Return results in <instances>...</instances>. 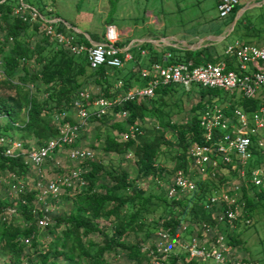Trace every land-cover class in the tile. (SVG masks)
<instances>
[{"label": "trees", "instance_id": "16d2710c", "mask_svg": "<svg viewBox=\"0 0 264 264\" xmlns=\"http://www.w3.org/2000/svg\"><path fill=\"white\" fill-rule=\"evenodd\" d=\"M17 3V0H0V69L3 73L0 77V114L3 115L0 119V134L7 133L12 136L9 131L16 129L22 137L30 135L35 137V143L38 145L55 135L57 128L53 123V113L63 107L68 108L77 90L88 87L90 82H95L99 87L98 91L106 97H111L119 91L126 90L130 82L127 78L122 83L121 89L117 90L110 81L122 76L118 68L104 65L89 67L84 54H72L62 45L50 40L42 30L38 31L42 24L40 19L35 22H25L11 14L12 8L18 5ZM241 6L242 4H238L232 8L227 22L231 21L234 13ZM39 13L42 14L40 11ZM243 18L242 14L237 19L233 31L238 28ZM57 28L65 32V26L60 22ZM74 41H82L89 45L88 39L82 35H78L77 40ZM116 45L122 46L118 42ZM144 45L149 44L143 42L139 44V48ZM165 49L170 53V61H185L192 66L210 61L213 57L207 47L190 50L166 46ZM227 64L230 66V63ZM29 85L32 86L31 89ZM190 86L196 88L197 99L189 106V118L181 123L173 122L168 114L162 112L163 122L157 120L156 126L147 128L136 124L138 120L156 115V110L165 103L164 95L183 88L176 83L159 85L154 88L151 97H138L109 109L117 112L124 110L126 116L121 118V121L111 123L114 133H105L101 149L104 153L129 152L131 156L133 154L136 175L132 176L129 171L117 166L106 169L99 160H86L80 164L81 169H85L83 174L85 184L80 189H67L65 194H62L73 198L72 206L64 214L57 215L51 223L46 224L48 235L53 236L47 241L38 239L39 228L35 226L34 216L31 213L34 191L27 190L17 193L14 197L3 198L0 195V253L9 255L4 264H21V261L25 264H113L106 259V255L110 253L139 260V256L147 254L148 247H142L139 240L127 243L124 239L130 233L143 228L146 236H153V232L159 227L158 219L161 218L163 222L160 227L168 228L171 234H176L177 229L182 224H186L182 235L189 236L194 225L207 222L224 235L226 243H236L233 235L227 230H234L241 222H236L234 228L213 222L211 211L203 209L200 204L203 198L213 193L206 192L205 183L209 180H195V189L177 199L167 198L165 194L163 196L157 192L145 196L136 182L137 178L148 175L161 178L165 169L158 167V155L173 151L172 171L176 168L185 169L187 146L193 141L201 142V131L198 126L200 113L205 106L213 105L214 99L224 92L216 88L202 87L196 83H191ZM258 103L256 98H241L223 110L225 113H231L235 106L252 110ZM108 111L101 117H106ZM65 121L72 123L74 119L65 116L57 124ZM129 124L137 126L140 133L125 140H118L117 135L126 131ZM161 126L171 129L172 141L164 138V132L159 130ZM73 144L77 146L75 141ZM254 153V158L258 162V156L255 151ZM252 165L249 164L247 168L245 174L247 180ZM12 171L19 174L25 172L26 168L19 157H6L0 154V178L4 173ZM216 177L218 179L215 191L219 184L227 179L220 171L217 172ZM102 178L107 180L103 181ZM253 188L254 185L247 183V186H240L239 190L244 202L242 214L246 217L250 215L249 209L253 205L247 191ZM151 198L164 201L168 206L167 210L165 213H155L156 209H154L143 218L141 205H145ZM255 198L257 201L264 199L263 187L258 188ZM6 207H13L14 214L8 215ZM176 208L178 210L173 211ZM97 220H102L106 224L99 227L96 224ZM181 220L188 222L181 223ZM91 232H97L102 236L101 244L95 243L90 238H84ZM24 237H31L29 244H24ZM183 260L184 255L181 254L179 257L171 256L169 262L181 264ZM183 264L198 263L189 259Z\"/></svg>", "mask_w": 264, "mask_h": 264}, {"label": "built area", "instance_id": "2783aa9c", "mask_svg": "<svg viewBox=\"0 0 264 264\" xmlns=\"http://www.w3.org/2000/svg\"><path fill=\"white\" fill-rule=\"evenodd\" d=\"M237 4L239 0H218L217 16L220 18L226 16ZM11 14L25 22H35L40 19L42 24L39 28L50 40L62 45L72 54H84L91 68L101 65L114 68L122 66L123 58L119 54L123 50L116 45L118 31L112 23L104 25L101 41L86 45L74 42L70 37L56 30L53 25L54 17L43 16L34 7L19 4L12 8ZM223 52L236 59L238 70L228 69L222 63L213 62L195 66L183 61L165 65L153 62L139 70L140 77L145 80L144 86L129 87L111 97L93 95L87 89L77 90L68 108L63 107L53 113V123L57 128L55 135L34 147H25L17 137L0 134V154L6 157H19L26 168L25 172L19 174L14 171L6 172V177L9 179L19 178L10 184L8 195L14 197L17 193L34 191L31 213L34 216L35 226L43 228L49 219L47 202L65 194L67 189H80L85 184L83 178L85 169L77 165L61 170L60 161L55 158V154L62 150L67 160L79 164L90 160L93 157L90 148L73 144L79 128L90 117L99 118L114 105L138 97H151L154 88L159 85L176 83L188 88L191 83H196L228 94L238 93L242 99L254 98L258 89L264 87V70L244 72V69L251 61L258 60L264 63V47L233 40L224 47ZM123 56L125 59L130 57L125 52ZM168 56L169 54H166L165 58ZM2 76L0 69V77ZM117 85H121L120 81ZM28 87L31 89L32 86ZM89 106L92 108L89 109ZM65 116L74 118V121L57 124ZM118 116L124 118L126 112L122 110L118 112ZM2 118L3 115L0 114V119ZM198 126L201 131V142L193 141L187 146L186 168H176L172 171L165 189L166 197L177 199L192 192L195 189L194 176H198L202 181L216 180L218 171L222 173L230 171L236 179L231 181L226 179L220 183L217 190L203 198L200 204L203 209L211 211L213 222L226 224L230 228H234L236 222L248 224L249 217L242 214L244 202L239 190L240 186H247V183L258 186L264 178V138L258 136V131L264 128V106L258 103L248 112L241 107H234L230 114L225 113L223 108L216 104L205 106L198 118ZM137 133H140L138 127L129 124L126 131L119 133V140L134 137ZM254 151L258 153L260 162L249 169L247 180L245 174L249 164L254 160ZM130 155L128 152L126 157ZM46 161H51L56 171L49 178H46L43 172ZM28 169L35 171V179L31 187H26L22 182V177ZM5 210L8 215L15 212L13 207H6ZM162 222V218L158 219L159 227L153 232L145 264H170L171 256L179 257L181 254L184 255L185 261L191 259L198 264H206L207 260H211L213 264H257L256 261L237 256L230 244L225 242L224 235L207 222L194 225L188 237L182 235L186 224H182L176 234H171L168 228L160 227ZM30 239L31 237H24V244H29ZM21 264L25 263L21 261Z\"/></svg>", "mask_w": 264, "mask_h": 264}, {"label": "rangeland", "instance_id": "374dc122", "mask_svg": "<svg viewBox=\"0 0 264 264\" xmlns=\"http://www.w3.org/2000/svg\"><path fill=\"white\" fill-rule=\"evenodd\" d=\"M29 4L28 7H34L38 11L45 14V16H51L58 14L62 19H65L66 22H70L69 26H66L65 22L62 20H54L53 25L57 28L58 23L60 22L65 26V32L67 36L72 40H77L78 35L84 36L83 32L87 31L92 38H96V34L101 32L103 24L107 22L106 20L114 19L117 21V30L120 29L121 25L134 24L132 20L135 17L147 15V21L149 24L155 22L156 25L161 26V19L164 20V30L165 33H179L181 28L183 30L191 31L193 29L198 28L202 24H204L203 19L206 16L214 17L216 12L212 7L215 0H23ZM22 0H17V4H23L27 6ZM31 5V6H30ZM161 8L164 10L166 15H159L157 12ZM246 16L249 20L256 24H260L264 21V3H260L257 6H253L246 10ZM158 19H157V18ZM119 18V21L116 20ZM214 19L215 23L220 24L221 20ZM73 24L74 27L78 28V30L73 29L71 27ZM137 24H139L137 22ZM119 27V28H118ZM28 30V29H27ZM41 31L38 28V31ZM29 33V32H28ZM119 33V31H118ZM69 34V35H68ZM120 34H118V37ZM85 37V36H84ZM86 38V37H85ZM87 39V38H86ZM75 42V41H74ZM79 43H83L79 41ZM264 44V43H263ZM31 68V67H29ZM264 89V88H263ZM88 91L92 92L94 90V86L89 87ZM6 92V91H5ZM231 97L234 101L240 99L241 97L237 93L233 94H221V96L217 97L218 102H214L216 105L220 107H225V104H230L232 100H228ZM197 99V91L196 88H179L176 90H172L166 95L163 96L164 105H161L159 109L156 110V115L147 116L142 120L137 121V126L141 127H152L156 126L157 120H161L162 112L168 114L169 118L175 123H181L190 116L189 106ZM258 102L264 106V98L257 97ZM233 101V102H234ZM230 102V103H229ZM234 104V103H232ZM228 106V105H227ZM92 106H89L91 109ZM74 119V118H73ZM105 119L106 121H103ZM121 121V118L118 116V112L113 109L109 110L106 117H101L98 119H88L78 131V134L75 138V144L78 147L90 148L93 152V157L90 160H99L101 161L106 169L112 166H117L129 171L130 175L135 176V167H134V156H127V152L116 154V153H104L101 149L102 139L106 132L111 134L114 133V129L111 126L112 122ZM159 130H162L163 136L166 140L172 141L171 129L169 127L164 128L161 126ZM12 134V137L19 138L25 147H34L37 143H35V137L32 135L27 137H22L20 132L16 129L9 131ZM6 136H9L6 133ZM97 136V137H96ZM258 136L264 138V128L258 131ZM257 136H255L256 138ZM255 138H253L255 140ZM117 139L119 140V135H117ZM258 155V153L256 152ZM55 158L60 161L61 170H66L67 168L75 167L80 165L77 162L67 160L64 151L59 150L55 154ZM173 156L174 151L171 153H166L164 155H158L157 165L158 167L164 168L165 172L161 175V178L158 176H147L137 178L136 182L138 186L141 188L143 194L146 196L151 194V192H157L160 194H165L166 186L168 185L169 178L171 176V166L173 164ZM233 157V154L231 155ZM43 172L46 178L51 177L55 171V166H53L51 161H46L43 165ZM222 172V171H221ZM6 175H1L0 178V195L5 198L10 197L8 195L10 184L12 181H17L19 178H7ZM226 176L227 180H235L233 173L230 171L223 172ZM195 180L198 179V176L193 177ZM35 179V171L33 169H28L27 172L22 177V182L26 187H31L32 183ZM103 179V178H102ZM218 179V178H217ZM216 180H209L206 185V192H214L217 185ZM107 179L104 178L103 181ZM154 181V183L152 182ZM207 181V180H206ZM259 187L264 188V178L260 185L254 186L253 189L247 191V195L252 199L251 203L253 204L250 211V215H248L250 222L248 225L244 223H238L234 230H227L229 233L233 235L236 243L230 244L234 253L237 256H241L244 258L251 259L256 261L257 264H264V199L261 201H257L255 198V193ZM9 189V190H8ZM72 199L70 195L58 196L55 200H50L47 202V206L49 207L48 212V224L56 218L57 215L64 214L67 209L72 206ZM167 205L164 201L159 198H151L145 205H141L143 218L146 214L151 213L154 209H156L155 213H165L167 210ZM178 208L173 211H177ZM151 215V214H150ZM156 216V214H154ZM154 216V217H155ZM60 217V216H59ZM156 219V218H155ZM21 220V218H20ZM188 222L181 220V223ZM96 224L101 227L106 224V222L102 220H97ZM47 225L43 228L38 229V239L41 241H47L49 238L53 236H49L47 232ZM57 230V228H56ZM54 232V231H53ZM188 237V236H185ZM84 238H90L95 243H102V236L97 232L88 233ZM152 236L145 235V229L143 228L140 231L130 233L124 241L127 243H133L136 241H140L142 247H148ZM49 243V242H48ZM50 244V243H49ZM120 254V253H119ZM9 255L5 253H0V264H4L8 260ZM140 259H127L125 255H115V254H107L106 259L113 264H145L147 260V254L144 253L143 256H139ZM185 260L180 263L183 264ZM206 264H213L211 260H207Z\"/></svg>", "mask_w": 264, "mask_h": 264}, {"label": "crops", "instance_id": "0c3cea01", "mask_svg": "<svg viewBox=\"0 0 264 264\" xmlns=\"http://www.w3.org/2000/svg\"><path fill=\"white\" fill-rule=\"evenodd\" d=\"M23 2L24 4L27 3L25 1ZM215 3L217 2L214 1V4H212V7L214 8L216 12ZM260 3H264V0H239V4H242V6H247V8L242 12V14L244 15V18L240 22V24H238V28L235 31H233L235 24L233 25V27H231V21L227 22L229 13L226 16L220 18L221 20L220 24L214 22V19L216 18L219 19L217 16V12H216L214 17L206 16L203 19L204 24H202L198 28L193 29L191 31L183 30V28H181V31L175 34L171 32L165 33L163 18L161 19V26H159V25H156L155 22H152V24H149V22L147 21V15L145 17H144V14L142 16L135 17L132 20L134 24L125 23L124 25H121L123 27L117 30L119 31L118 34H120L117 42L122 44V46L119 45L120 46L119 48L123 50V52L119 54V56L123 58V63H122V66L118 68L122 76L111 79L110 81L111 84L117 90H119L121 88L122 83L127 78H129L130 85H128V88L134 87L137 85L144 86L145 80L144 78L142 79L139 75V70L141 68H146L153 62H157L163 65L173 62L169 60V56L168 58H165L166 54H170L169 51L165 49L166 46H170L174 48H186L190 50H194L199 47H207L209 48L210 53L212 54L213 57L210 61H206V62L222 63L228 69L238 70L236 59L225 55L223 50H224V47L233 40H239L249 45L264 47V44H263L264 43V21L261 22L260 24H256L252 22L251 20H249L248 17L246 16L247 9L253 6H257ZM26 5L29 6L28 3ZM157 12H159V15H164L166 13L161 8H159ZM56 15L58 14L55 13V15H53L55 20H57L56 18H60L61 20L65 22L66 26H69L71 24L70 22H66L65 19H62L61 16H56ZM116 20L119 21V18L118 19L116 18ZM106 21L107 22L103 24L101 32L96 34L97 36L96 38L90 37L89 33H87V31H84L85 33L84 36L88 39L89 44L102 40V33H103L104 25L106 23H112L116 26V28L117 26H119L116 23L117 21H114L112 17L111 19L106 20ZM137 22L139 24H137ZM56 30L61 32L63 35H67L66 32H63L59 30L58 28H56ZM229 33L231 34L229 35ZM157 39H163L171 44H167L164 42H158ZM190 41L192 43H189ZM143 42L148 43L149 45H144L139 48V44ZM190 45H191V48H189ZM124 52L129 54L130 57L125 59L123 56ZM202 63H205V62H202ZM227 63H230V66ZM258 69L264 70V63L258 60L251 61L246 64V68L244 69V72H253L254 70H258ZM118 81H120L121 83L120 86L117 85ZM91 86H94V90H95L91 92L93 95L104 96L102 92L98 91L99 87L97 86L95 82H90V85L88 87H84L83 89H89V87ZM263 88L260 87L258 89L257 94L254 98L256 99L257 97L264 98ZM225 94H228V93L224 92V95ZM217 99H218L217 97L214 99L213 104H215L214 102H218ZM228 100H232V101L231 103L229 102L230 104H225L224 105L225 107H222L224 110L227 109L235 101L241 100V98L234 101L231 97H229ZM235 107H240V106H235ZM244 111L248 112L250 110H244ZM227 114H230V113H227ZM257 156H258V162L256 161L255 158L251 162V165L253 164L252 165L253 167L256 166L260 162L259 155Z\"/></svg>", "mask_w": 264, "mask_h": 264}, {"label": "water", "instance_id": "95a60500", "mask_svg": "<svg viewBox=\"0 0 264 264\" xmlns=\"http://www.w3.org/2000/svg\"><path fill=\"white\" fill-rule=\"evenodd\" d=\"M246 8H247V6H241V7H239V8L236 10V12H235V14L233 15V18H232V20H231V27H233V25H234L235 22L237 21L238 17L242 14V12H243ZM56 19H57L58 21L61 20L60 18H56ZM62 21H63V20H62ZM71 27H73V29L79 31L78 28H76V27H74V26H71ZM83 34L85 35L84 32H83ZM157 41H158V42H164V43H167V44H171V43H169V42H167V41H165V40H163V39H157ZM189 48H191V45L189 46Z\"/></svg>", "mask_w": 264, "mask_h": 264}]
</instances>
